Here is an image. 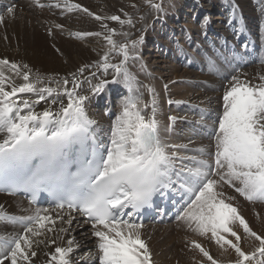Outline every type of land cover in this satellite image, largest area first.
Listing matches in <instances>:
<instances>
[{
	"label": "snow or ice",
	"instance_id": "1",
	"mask_svg": "<svg viewBox=\"0 0 264 264\" xmlns=\"http://www.w3.org/2000/svg\"><path fill=\"white\" fill-rule=\"evenodd\" d=\"M55 6L59 8L60 4ZM65 7L69 10L80 8L79 5L67 4ZM149 7L157 12L163 10L161 4H149ZM82 11L93 15L87 8ZM7 12L12 13L13 8L9 7ZM95 19L102 21L104 18L95 16ZM109 19L119 21L120 18L113 15ZM4 22V17L0 16V23ZM204 22L207 24V18ZM84 35L100 33L88 32ZM108 40L112 42L110 36ZM137 43H132L134 50ZM120 51L123 53L122 65L129 58L127 45L122 46ZM7 63L0 60V64ZM121 65H109L105 59L104 71L106 73L111 67L114 79H102L93 84L91 79L86 78L90 86L88 92L95 97L102 94L110 83H126L127 76L122 72ZM12 67L15 69L16 65ZM79 71L83 73L85 68ZM95 77L96 73H92V78ZM23 79L29 80L28 74H24ZM260 79L264 81V76ZM73 83V91L65 89L67 107L63 100L53 97L51 102L59 105V111L54 115L44 110L37 115L30 110L28 100L20 102L23 109L13 100L17 93L37 92L32 84L5 91L0 82V97L3 98L0 100V130H6L8 134V138L0 142V173L9 168H19L16 177L7 178L0 184V191L27 192L33 201L41 192L47 191L62 201L57 207L62 208L66 204L70 209L75 208L88 218L85 222L92 224V234L98 238V264H150V253L140 237L142 225L135 222V218L145 211L163 213L162 205L169 202L173 207L181 205L177 211L178 220L190 225L195 222L196 230L201 234L211 232L218 244L223 241L231 245L239 257L236 264H252L255 253L250 256L242 251L238 243L241 237L229 228L230 222L239 220L244 232L259 241L257 251L262 259L257 264H264V236L252 231L245 219L238 215L237 208L225 203L224 199H218L222 193L213 190L217 181L210 176L219 173L207 170L211 166L203 161L199 164L205 171L188 169L186 173L184 167L176 166L177 151L181 148L186 150L187 146L167 145L161 141L154 119L155 99L152 101V118L147 120L137 108L140 101L125 100L123 111L116 117L111 129L106 159L95 147L92 159H85L86 142L96 145L98 134L92 127L95 122L89 119L85 110L88 96L75 90L81 86L75 75ZM164 88L167 90L168 85L165 84ZM53 91L50 88L43 90L49 94ZM149 91L155 95L154 89ZM43 92L37 103L45 100ZM222 99L223 112L218 117V130L213 132L216 136V168L227 169L220 179H227L229 184L238 181L239 185L233 184V187L245 199L264 201V82L251 87L233 76ZM23 110H27L28 114H22ZM170 120L175 122L177 117H170ZM50 124L53 127L51 135H48ZM74 144L80 145L75 155L72 154ZM168 148L173 149L171 154ZM70 192L77 194L69 195ZM194 207L203 210L201 214L193 212ZM125 216L128 219H122ZM47 219V215L41 217L36 213L17 221L24 226V235L0 239V264L6 261L8 264H34L32 258L37 256L34 245L42 242L34 239L41 234L36 225L44 227L41 220ZM97 225L107 231L97 228ZM121 225L127 229V234L120 230ZM221 231L230 232L237 243L225 240L220 235ZM73 243L75 241L69 240L68 247H56L51 257L52 264H69L68 254L73 252ZM193 247L199 249L211 264H217L199 243L193 242Z\"/></svg>",
	"mask_w": 264,
	"mask_h": 264
},
{
	"label": "bare ground",
	"instance_id": "2",
	"mask_svg": "<svg viewBox=\"0 0 264 264\" xmlns=\"http://www.w3.org/2000/svg\"><path fill=\"white\" fill-rule=\"evenodd\" d=\"M141 1L27 0L21 4L9 0H0V16H3L5 20L4 23H0V60L8 61L7 64H0V82H2L5 91H11L13 87L19 88L24 84H32L37 89V92L17 93L13 97V100L20 104L21 109H23V105L20 102L25 99L28 100L30 102V110L37 115L44 110H49L55 115L59 111V105L53 104L51 100L53 97H58L64 101V106L67 107L65 89L73 91V76L75 75V79L81 82V86L75 90L80 94L88 96V99L85 101L86 113L89 119L95 122L92 126L94 132L98 134L97 138L107 150L108 147L104 142L105 140L101 138L103 131H105L107 120L104 116L98 114V111L99 107L101 108L103 105L109 113L111 112L110 104L112 102L110 103V101L113 91H109V86H121L120 91H123L125 95V99L120 104L122 106L121 109H123L125 100L140 101L137 104V108L141 111L142 115L146 114V116L144 115L146 120L152 118L153 99L159 101V98H164V96L160 97L159 95L164 89L160 83L162 71H158L154 75L148 73L150 71L148 62L142 63L141 59L138 61L134 53L140 54V50L145 48V43H149L152 39L150 38L152 34L156 40L155 45H161L158 35L152 33L150 28H142V23H147L145 25L148 26L149 24L150 26V23L153 24L157 20L166 19L165 15L168 13L163 10L157 12L152 7H148L149 10H146V7L141 5ZM258 1L262 2L264 7V0H221L222 5L227 3V8L231 11L226 10V5H223L225 11L229 13L228 17H226V22H231L230 30L234 29L239 33L237 37H233V41L238 42L248 40L249 38L251 43L260 51L261 57H258L260 58L259 65L250 66L251 68H245L246 70L243 69L241 72H237L238 70L236 69L235 71L233 68L225 71V67L221 61H217L215 57H211V72L208 71L206 74H200L197 79L200 88L203 90V92L200 91L201 93H198V97L202 100L203 106L207 109H212L214 113H219L221 108H223L222 94L226 90L224 88L228 86L227 82L230 79L232 82L233 76L239 77L241 83H247L251 87L258 86L264 82L260 79L261 76H264V37L261 39L255 38L256 35L264 34V10L249 9L252 5L255 7L254 2L258 3ZM213 2L210 1L208 6L211 7ZM57 3L60 4L59 8L55 6ZM161 3L162 0H154L153 4ZM165 3H168L167 7L177 12V14V6L183 5L184 7L183 2L181 3L180 0H171V3ZM65 4L69 6L79 5L80 8L69 10V8L65 7ZM259 4L256 8H259ZM9 7L13 8L12 13L7 12ZM84 8H87L93 15H88L82 11ZM202 14L211 20L208 14L205 15L206 12ZM113 15L118 16L120 18L119 21L109 19ZM95 16H100L104 19L98 21L95 19ZM144 16L147 17L146 21L143 20ZM168 16L169 14L167 18ZM138 17L139 20L136 23ZM210 20H208L207 24L202 25L205 31L212 26H216L212 25L209 22ZM211 22H213V17ZM57 25L60 27H57ZM132 27L135 33L142 29V34L144 33L142 42L137 43L135 50L132 48V43L135 39H125L128 36V28ZM197 31L199 32V30ZM88 32L100 33V35L85 36L84 33ZM221 33L223 35L222 39L225 38L226 31H221ZM200 34L201 32L197 36L200 37ZM109 36L111 37V43L108 40ZM124 45L128 47L129 58L121 65L123 53L120 49ZM168 52H170V47H168ZM255 55L257 54L255 53ZM251 58L252 56H246L242 62L248 64ZM105 59L109 65H121L122 72L127 76V81L120 84L110 83L102 94L94 97L92 93L88 92L90 86L86 83V78L91 79L92 73H96L98 77H95L96 80H92L93 84L102 79L109 81L114 79L111 67L107 69L106 73L104 71L103 63ZM158 61L160 62V59ZM13 64L16 65L15 69L12 67ZM81 68H85L83 73L79 71ZM169 72L174 73V69ZM192 73L194 72L192 71ZM24 74H28L29 80L25 81L23 79ZM167 74L170 75L168 72ZM224 76L225 80L223 82L220 81V78ZM64 81H68V83L65 84ZM214 82L217 83L215 84ZM224 84L225 87H223ZM49 88L54 90L53 93L43 92V90ZM149 89H154L155 95ZM221 89H223L220 98L222 100L218 99V95H214L217 92L221 93ZM41 92H43L45 100L37 103ZM172 92L178 93L176 92V87L172 86ZM204 93L213 94L205 95ZM2 99L0 97V100ZM164 100L165 98L163 99V103ZM160 107L161 105L159 108L156 106L157 110L154 117L155 120L159 119L160 121V124H157L158 135L160 138L169 139V143H171L170 137H168V134L161 127L164 123L162 121L166 117H164V109ZM121 113L122 111H118L115 116L117 117ZM214 113L211 116L212 118L217 117V114ZM22 114H28L27 110H23ZM205 126L207 130H210L209 125ZM52 127L53 125H48L47 133L49 135H51ZM214 127L218 130V124ZM207 130L204 129V132H202L203 136L198 137L199 140L193 141L195 144L192 143L193 145L188 146V151L197 152L196 148L202 145L204 153L198 154L202 160L213 153L211 144H215L216 146V136L214 143L208 141L211 135L206 134L208 133ZM7 138L8 134L6 130H0V142H3ZM184 139L188 140V138H183V141H185ZM210 139L213 138L211 137ZM213 150H216V148L214 147ZM167 151L169 154L172 152L170 149H167ZM189 154L192 153L190 152ZM206 163L210 164L209 159ZM226 172V168H221L217 172L219 175L215 174V176L219 177ZM212 179L215 180L214 177ZM216 181L217 184L214 185L213 190L222 193V196L218 199H224L225 203H231L236 207L238 215L245 219L250 229L256 232L257 235L264 236V207H259L261 205L255 204L256 200H252V202L254 201V205L250 209L242 202H238L239 196L233 193L235 189L232 187L233 183H239L238 181H233L232 184H229L227 179L223 181L216 179ZM246 201L249 202L247 199ZM254 210L257 211L255 216ZM192 211L196 214H201L203 210L194 207ZM36 213H39L41 217L47 215L48 219L41 220V224L44 227L41 228L40 224L36 225L41 234L34 239L42 242L34 245L37 251V256L32 258L34 264H52L51 257L55 254V248L68 247L69 240L75 241L72 244L73 252L68 254L69 264H83L85 261H87V264H98L97 257L100 255L98 238L92 234L93 228L91 223H86L85 220L76 214L67 213L62 210L48 207L33 208L20 197L0 194V239H10L17 235H24V226L13 222L11 220L13 216L23 219L28 216H35ZM69 220L72 221L71 224L68 223ZM147 223L149 221L141 224L142 227L139 232L150 253V264H211V261L207 257H204L199 249L193 247V242L199 243L202 248L208 251L217 264H236L239 258L231 245L225 244L223 241L218 244L211 236V232L201 234L197 231L195 222H191L190 225L184 220H179L176 222V228L171 226L173 224H167L162 227L155 223L146 225ZM230 226L232 225H229V228ZM96 227L107 231L103 229V226L97 225ZM230 229L236 231L239 236L240 233H244L239 220H236V223ZM120 230L124 234H127V229L122 225L120 226ZM79 231L82 234L84 233V236L81 233L79 235ZM246 234L244 233L245 236ZM112 235L114 236V233ZM220 235L225 240L237 243L236 238L230 232L225 233L221 231ZM75 238L78 239L79 245H77ZM246 239L249 241L244 242L245 239L243 238L244 241L241 239L238 243L246 254L251 256L255 253L256 258L252 261V264H257V261L262 259L257 251L259 241H256L252 236ZM57 260H59V257H57ZM5 264H8V262L6 261Z\"/></svg>",
	"mask_w": 264,
	"mask_h": 264
},
{
	"label": "rangeland",
	"instance_id": "3",
	"mask_svg": "<svg viewBox=\"0 0 264 264\" xmlns=\"http://www.w3.org/2000/svg\"><path fill=\"white\" fill-rule=\"evenodd\" d=\"M23 1H27V0H12V2H14V3H21V4ZM180 1H181V3L183 2L184 7H183V5L177 6L178 14H177V12H174V10H172L171 8L167 7L168 3H165V2L171 3V0H162L161 5L163 6V11H165L166 13L169 14L168 18H167V15H168L167 14V15H165L166 19L157 20L153 24L150 23V26L148 24L149 27L147 25H145L147 23H142V28H144V29L150 28L152 33H156L158 35V37H159L158 39L160 40L159 43L161 42V45H157V44L155 45L156 40L154 38V35L151 33L152 36L150 38H152V39L150 40V42L145 43V48L140 50V54L139 53L135 54V56L138 57V58H136V59H138V61L141 59L142 63H144L146 61L148 62V65L150 66V71H148V73H150V74L152 73L154 75V74H156V72L162 71V74H161L162 79H160V83H161V85H163V88H164L165 84L168 85V89L165 90V88H164L163 92L159 94L160 97L164 96L166 101L164 100V103H163L164 98H159L160 102L156 99L155 104L158 108L161 105L160 108L164 109V117H166V118H164V121H162V122H164L163 123L164 126H165V123H167V121L170 119V117H173V116L177 117V120L175 122H172L169 124L170 126L171 125L174 126V124L176 125V127H172V131H171L172 134L170 135V141H171L170 144H172V145L176 144V143H177V145H179V144L180 145H182V144L188 145V144L194 143L193 141L195 140L192 138V135H190V138L187 137V135H188V131H186L188 129L187 125L181 121L183 118L182 116H184V114L195 115V113H193V110L195 109V107H193L192 110L190 109V111L186 110L187 108L182 106L183 103H185L184 100H186V101L192 100L193 101L192 103L204 105L202 103V100L200 99V97H198V95H199L198 93L200 91L203 92V90L200 88V85H199V82L197 79L202 72H201V70H197L194 68L192 69V68L188 67L186 65V62L181 63V64L178 63L180 54H178V57L174 56V54H173L176 51V43H179L182 47L186 43L188 48H192L193 43L198 45L199 40L197 39V37H198L197 34L201 32L202 23L205 21V19H203L205 16H204V14H202L204 12H206L205 15L208 14L211 17V20L213 17V22H211V20L209 19L210 20L209 22L212 25H214V26L217 25V27L223 26L225 24V18H226V12L224 13L225 9H224L223 5L225 6L227 4V3H225L222 5L223 1L221 2V0H180ZM210 1H214L213 2L214 5L211 3L213 5V6L211 5V7L208 6ZM140 3L143 7H146V10H149L148 9L149 4H153L154 0H145V1L142 0ZM258 3H260L259 8H256ZM258 3L254 2L255 7H253V5H252L249 9L254 8V10H260V9L264 10L263 3L259 2V1H258ZM200 7H202V8H200ZM226 10L230 11L227 8V5H226ZM199 11H201V12L199 13ZM200 14H202V15L200 16ZM224 16H225V18H224ZM145 19H147L146 16H144L143 20H145ZM138 20H139V17L137 18L136 23H138ZM144 25H145V27H144ZM196 29L199 30V32ZM142 30H139L138 32L136 31V33H135V30L133 29V27L128 28V32H127L128 36L125 39H127V40L135 39L138 43L139 42L141 43L142 39L144 37V33L142 34ZM187 31H188V33H187ZM194 31H196L197 33ZM133 33H134V35H133ZM189 36L191 38H189ZM203 46H204V44H203ZM168 47H170V52H168ZM192 52L194 54H196V52H194L193 49H192ZM159 59H160V62L158 61ZM173 69H174V73L169 72L170 70H173ZM246 69H248V68H246ZM246 69H244V70H246ZM152 70H154V71H152ZM192 71L196 74L192 73ZM167 72L170 73V75H168ZM96 77H98V75H96ZM169 78H171V79H169ZM91 80H93V78H91ZM94 80H96V79H94ZM230 82H231V79L227 83L229 84ZM46 83H48V82H46ZM214 83L216 84L217 82H214ZM172 86L176 87V92H178V93L172 92ZM223 87H225V84L223 85ZM120 88H121V86H116V87L109 86V91L110 92L113 91L112 98L110 101V103L112 102L110 104V109H111L110 114H107L108 110L103 105L101 108L99 107V111H98V114L104 116L107 120L105 130H106V133L109 135V139L111 138V129H112V126L114 125L115 119H116L115 114H117L118 111H123V109H121L122 106H120V104H121L122 100L125 99V95L123 94V91H120ZM158 89H162V88H158ZM225 89L226 88H224V90ZM222 93H223V89H221V93L217 92V94L214 93V95L215 96L218 95L217 97H218V99H220ZM204 94L207 95L208 93H204ZM209 94H213V93H209ZM222 95H224V94H222ZM38 98H39V96H38ZM220 100H222V99H220ZM169 101H172V103H169ZM178 101H179V103H178ZM221 114H222V112L219 113L218 117ZM144 115L146 116V114H144ZM199 118L203 119V116H200ZM158 120H157V122H158ZM170 122H171V120H170ZM212 122L218 124V120H217V122H214V121H212ZM163 125H161V127H163L162 129L167 133V129L164 128ZM182 135H183V138H188V140L184 139L185 141H183ZM201 136H203V133L199 134L197 136V138L201 137ZM214 138L209 139L208 141H211L212 143H214L215 142ZM161 139H162V141L166 140V138H161ZM108 141H107V144H109V146H110V143ZM200 146L201 147L198 146L196 148V151L198 152V154H203L204 153L203 146L202 145H200ZM211 146H212V151H213L214 147L216 148V146H215V144H211ZM186 151L187 150H185V152H183V154L186 155V153H187V155H189V156H187V158H193L194 159L198 155V154H195L194 152L192 154H189L190 152H186ZM184 157H186V156H184ZM209 158H210V156H209ZM212 159L215 161V154L212 156ZM218 170H217V172H218ZM211 171L213 172L214 169H212ZM212 175H214V174H212ZM214 178H215V180L216 179L219 180L220 176L219 177L214 176ZM233 184H235L237 186L239 185V183H237V182L233 183ZM232 187H233V185H232ZM233 189H235V188L233 187ZM233 193L236 194L237 196H239L238 202H242L243 204H245L248 209L252 208L254 203L261 205L259 207H264V201H255L254 203L247 202L246 199L243 196H241L238 192L233 191ZM239 199H241V200H239ZM246 206H244V208H246ZM254 213H255L254 214V216H255L257 214V211L254 210ZM230 223H229V225L233 226L236 223V220L232 221ZM176 224L177 223H174L171 226L176 228ZM146 225H149V223H147ZM165 225H167V224L159 225V226L163 227ZM232 226H230V228ZM162 227H160V228H162ZM80 233L82 234L81 231L78 232L79 235H80ZM244 233H240V237L242 240H243V238L245 239V241L243 240L244 242H248L249 240L246 238H248L250 235L245 233L246 234V236H245ZM83 234H82V236H84ZM76 241H77V245H79L80 243L78 242V239H76ZM179 242H182V241H179ZM83 250H85V249H83Z\"/></svg>",
	"mask_w": 264,
	"mask_h": 264
}]
</instances>
